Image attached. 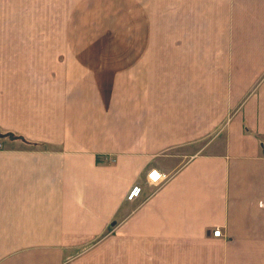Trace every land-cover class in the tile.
Instances as JSON below:
<instances>
[{
  "label": "crops",
  "instance_id": "obj_1",
  "mask_svg": "<svg viewBox=\"0 0 264 264\" xmlns=\"http://www.w3.org/2000/svg\"><path fill=\"white\" fill-rule=\"evenodd\" d=\"M0 135V264H264V0H0Z\"/></svg>",
  "mask_w": 264,
  "mask_h": 264
},
{
  "label": "built area",
  "instance_id": "obj_2",
  "mask_svg": "<svg viewBox=\"0 0 264 264\" xmlns=\"http://www.w3.org/2000/svg\"><path fill=\"white\" fill-rule=\"evenodd\" d=\"M1 148V144H0ZM165 177L163 174L157 170H152V172L149 174L148 177V184H151L155 187H160L164 182ZM142 188L140 186H135L130 193L128 194V199L133 200L141 195ZM213 236L215 237H221L222 231L221 229H215L213 232Z\"/></svg>",
  "mask_w": 264,
  "mask_h": 264
},
{
  "label": "rangeland",
  "instance_id": "obj_3",
  "mask_svg": "<svg viewBox=\"0 0 264 264\" xmlns=\"http://www.w3.org/2000/svg\"><path fill=\"white\" fill-rule=\"evenodd\" d=\"M103 35H104V34H103ZM103 35H102V36H103ZM92 37H93V38L95 37V33L93 34V36H92Z\"/></svg>",
  "mask_w": 264,
  "mask_h": 264
},
{
  "label": "water",
  "instance_id": "obj_4",
  "mask_svg": "<svg viewBox=\"0 0 264 264\" xmlns=\"http://www.w3.org/2000/svg\"><path fill=\"white\" fill-rule=\"evenodd\" d=\"M0 137H3V135H0Z\"/></svg>",
  "mask_w": 264,
  "mask_h": 264
}]
</instances>
